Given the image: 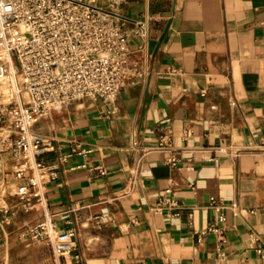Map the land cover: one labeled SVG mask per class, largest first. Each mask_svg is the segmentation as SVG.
Instances as JSON below:
<instances>
[{
    "label": "crops",
    "instance_id": "1",
    "mask_svg": "<svg viewBox=\"0 0 264 264\" xmlns=\"http://www.w3.org/2000/svg\"><path fill=\"white\" fill-rule=\"evenodd\" d=\"M118 9L150 23L146 48L131 36L147 77L115 103L76 99L35 126L56 138L45 159L60 163L59 176L47 192L62 227L80 218L82 264H264V0H128ZM161 128L174 131L176 167L166 149L133 147L156 143ZM233 145L248 149L220 150ZM14 169L12 152L0 155V264H50L52 248L26 235L39 212L22 208ZM212 196L240 205L225 208L224 243L205 232Z\"/></svg>",
    "mask_w": 264,
    "mask_h": 264
},
{
    "label": "built area",
    "instance_id": "2",
    "mask_svg": "<svg viewBox=\"0 0 264 264\" xmlns=\"http://www.w3.org/2000/svg\"><path fill=\"white\" fill-rule=\"evenodd\" d=\"M127 1L0 0V155L13 154L18 180L14 194L25 211L39 212L38 218L25 224L26 235L30 242L52 248L50 264H69V258L82 264L76 239L80 218L68 219L62 227L52 210L47 185L58 178L60 163H50L45 154L57 149L56 138L35 126L53 108L76 99L91 96L115 103L124 86L147 77L148 67L136 55L138 47L131 36H139V47L146 48L150 23L123 14L118 8ZM127 25H132L131 31ZM133 147L144 154L156 147L166 149L175 167L182 160L172 128H161L154 144L143 145L136 139ZM256 147L264 149V142ZM246 149L220 147L232 155ZM70 155H63L62 161ZM174 185L172 180L167 190L172 191ZM166 205L160 200L153 209L162 212ZM172 206L181 205L174 201ZM210 207L217 213L205 232L216 233L224 243L228 230L225 208L239 212L240 205L212 196ZM190 217H194L193 210ZM92 219L102 227L104 215ZM140 264L151 263L144 259Z\"/></svg>",
    "mask_w": 264,
    "mask_h": 264
},
{
    "label": "rangeland",
    "instance_id": "3",
    "mask_svg": "<svg viewBox=\"0 0 264 264\" xmlns=\"http://www.w3.org/2000/svg\"><path fill=\"white\" fill-rule=\"evenodd\" d=\"M15 189H16V187H15ZM15 189H14V190H15Z\"/></svg>",
    "mask_w": 264,
    "mask_h": 264
}]
</instances>
